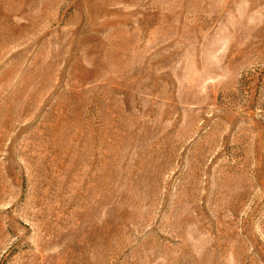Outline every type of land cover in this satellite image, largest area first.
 Instances as JSON below:
<instances>
[{
  "label": "rangeland",
  "instance_id": "1",
  "mask_svg": "<svg viewBox=\"0 0 264 264\" xmlns=\"http://www.w3.org/2000/svg\"><path fill=\"white\" fill-rule=\"evenodd\" d=\"M0 264H264V0H0Z\"/></svg>",
  "mask_w": 264,
  "mask_h": 264
}]
</instances>
